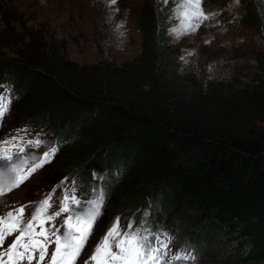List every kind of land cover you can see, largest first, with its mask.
<instances>
[{"label": "trees", "instance_id": "16d2710c", "mask_svg": "<svg viewBox=\"0 0 264 264\" xmlns=\"http://www.w3.org/2000/svg\"><path fill=\"white\" fill-rule=\"evenodd\" d=\"M163 7L142 6V52L118 66L79 67L37 46L34 68L48 70L66 87L54 91L77 97L80 104L67 125L79 136L90 129L56 156L41 182L74 170L88 178L96 169L113 189L104 223L119 210L133 211L157 199L163 218L205 228L211 236L204 246L206 264L264 263V53L247 90L232 93L224 83L206 86L194 73L179 72L181 51L168 34L172 13ZM240 21L264 31L263 2L249 0ZM29 42L32 47L35 41ZM1 63L0 74L5 71L25 86L17 119L48 118L54 95L49 90L29 95L34 83L27 75L37 72L26 74L19 63L9 72ZM114 172H125L118 184Z\"/></svg>", "mask_w": 264, "mask_h": 264}, {"label": "rangeland", "instance_id": "374dc122", "mask_svg": "<svg viewBox=\"0 0 264 264\" xmlns=\"http://www.w3.org/2000/svg\"><path fill=\"white\" fill-rule=\"evenodd\" d=\"M248 1L239 0L237 5L233 0H203L202 7L206 13L219 12L216 17L217 24L202 26L194 34L179 39L169 31L173 48L181 51L180 73H194L206 86L210 82L230 84L228 88L233 91L232 93L247 90L259 71L258 57L260 53H264V31L254 30L248 23L240 21L241 16L246 14ZM261 1L264 4V0ZM145 4L149 7L161 2L117 0L115 7L118 12L109 18L108 9L102 6L101 0H0V60L3 63L1 69L6 68V71L10 72L11 68L19 63L24 66L26 74L36 71V77L27 75L34 83L29 95L38 90H49L48 94L54 95L48 109L49 114L52 113L51 117L55 116L64 129L75 116L80 104L77 97L73 98L64 91L57 93L54 91L57 87L61 89L66 87L58 80H52L48 70L34 68L32 64L34 61H31V58L40 55L35 49L43 45L45 52L49 50L59 52L68 62L79 67H92L105 62L118 66L132 61L142 52L141 9ZM163 6L164 9L171 11L175 5L172 0H168ZM174 26H178V20L172 14L171 28ZM29 39L35 41L32 42V47L29 46ZM18 42L21 44L18 45ZM19 52L23 56H20ZM181 57L186 59L182 60ZM8 120L9 118L7 122ZM5 128L6 125H3L0 147L10 149L9 145L13 143L3 144L7 140ZM89 130L86 128L63 150L83 140ZM107 146L104 152L98 158L91 159L90 163H97L112 144ZM43 172L37 173L19 187L17 195L25 198L36 189L42 191ZM133 172L126 173V180ZM113 175L124 177L125 172L123 174L114 172ZM32 187L36 189L30 192ZM115 189L114 192L118 187ZM112 201L111 196L109 205ZM202 231L205 233V229ZM89 252L90 250L87 251ZM208 255L206 252V257ZM83 256L82 250L76 264H83ZM196 264L206 263L203 261Z\"/></svg>", "mask_w": 264, "mask_h": 264}, {"label": "snow or ice", "instance_id": "6c2138e0", "mask_svg": "<svg viewBox=\"0 0 264 264\" xmlns=\"http://www.w3.org/2000/svg\"><path fill=\"white\" fill-rule=\"evenodd\" d=\"M102 6L108 9L109 18L118 12L115 7L117 0H101ZM167 3L168 0H160ZM175 5L171 13L178 20V26L170 28L176 39L194 34L198 29L217 24L216 17L219 12L206 13L203 10V0H172ZM234 4H239V0H233ZM122 27V26H120ZM185 60V57H181ZM0 120H3L9 112L11 104L16 99L14 88L10 84L0 85ZM20 131H23L20 130ZM42 137H37L36 143ZM4 141L3 144L15 143ZM32 141H28L27 147L31 148ZM58 149L52 148L44 153L39 164L30 167L26 172L17 167L16 160L25 153V146H16L15 154L7 147H0V169L16 173V180L9 185L2 174H0V195L5 191H11L19 187L28 176L48 162L49 155L54 154ZM75 189H73V192ZM105 197L100 195L87 203L88 211H83L82 202L72 195L65 193L59 212L54 215H45L46 209L50 206L49 199L40 202V206L35 209V214L30 219H25L24 207L14 211H8L5 216H0V264H76L86 241L91 235V229L101 212ZM69 203L80 206L79 211L70 208ZM61 213H66L67 217L63 224L67 226L62 234L59 228L45 230V221H52ZM39 224V231H36V224ZM55 237L54 241L51 237ZM12 237L10 243H6ZM174 237L167 231L159 229L153 231L148 228L146 216H142L140 226L133 228V223H129L126 229L121 230L119 218L108 230L106 235L95 247L91 262L95 264H196L198 255L191 250V245L187 248L172 252L170 245ZM54 243V251L50 254L48 246ZM38 254V255H36ZM50 255V259L45 261V257ZM85 264H90L86 261Z\"/></svg>", "mask_w": 264, "mask_h": 264}]
</instances>
